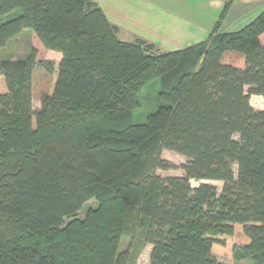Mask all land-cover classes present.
<instances>
[{
    "label": "trees",
    "instance_id": "1",
    "mask_svg": "<svg viewBox=\"0 0 264 264\" xmlns=\"http://www.w3.org/2000/svg\"><path fill=\"white\" fill-rule=\"evenodd\" d=\"M24 29L61 57L0 59V264H138L146 245L150 264H264V11L160 53L121 40L96 0H0V49ZM155 80L166 103L134 123ZM163 150L184 175L157 174Z\"/></svg>",
    "mask_w": 264,
    "mask_h": 264
},
{
    "label": "rangeland",
    "instance_id": "2",
    "mask_svg": "<svg viewBox=\"0 0 264 264\" xmlns=\"http://www.w3.org/2000/svg\"><path fill=\"white\" fill-rule=\"evenodd\" d=\"M96 1L99 5L103 6L110 13L111 18H113L112 16H116L120 20H125L124 24H122L121 26L125 29L123 34L127 36L126 37L128 38L126 39L127 41H134L136 38L144 39L143 37H140V36H135L134 38L132 37L130 30H128V28L126 27V25L129 26V24H131L137 30L145 34L146 37L154 38L156 42H153V41L151 42L157 46V52L161 53V52L175 51V50L186 48L189 45V44L187 45L186 43L187 39L179 40V41L177 40L176 43H174L172 40H166L167 42L162 41L165 39H163L164 37L160 35V30H156L154 32L148 31L147 26H146L147 23L143 24L140 21L137 23H133L131 22L130 19L128 20L124 18V16L121 15L124 12V10L121 9V11L117 12L116 7L113 6L114 2H116L117 0H96ZM195 2L196 0H186L185 4L191 7L195 4ZM131 6L136 9L139 8V4L137 3H133ZM257 8L259 9L262 8L261 12H263L264 4L262 3V5L258 6ZM224 19H221V21ZM226 25H227V22L224 23V26ZM230 29H227V30H230ZM204 38L206 39L207 37H204ZM195 42L196 41H192L191 44H194ZM33 48L37 51V55H36L37 60L55 59L57 55H61L60 52L50 50L44 47V45L40 42V40L37 38V36L31 29H24L18 36L13 38L6 45V47L0 49V59H5V58L12 57V56H16L19 58L27 57L30 54L31 49ZM49 83H50V77L47 74V72L44 71L41 67L37 66L35 68L34 75H33V87H34L33 105L35 109L41 108L42 97L47 91ZM159 93H160V83L158 80L151 82L150 84L146 85L141 90L140 95H139L141 106L134 111V114H133L134 123L145 122L147 120V116L149 113L155 111L160 104L166 103V101L160 96ZM250 103L252 107L256 110H264V99L262 96L252 95L250 98ZM162 158L172 163L173 168L168 169V170L158 169L156 170L157 174L161 176H169V175L182 176L184 175V170L182 167L188 162V159L186 157L174 151H171V150H163ZM234 170H235V173H237V165H234ZM199 182L200 181L192 180V185L195 186ZM206 182L216 185L218 189V194L221 192V189L223 186L222 181H206ZM95 205H96L95 200H90L80 210L78 216L80 218H83L88 207L95 206ZM131 243H132V238L130 236L124 237L122 240V244H121V250L130 249ZM151 248H152L151 245H146L144 247V249L140 252V254L137 257L138 264H150ZM215 256L219 261L223 263L252 264L249 259L242 258L240 256L221 255V254H215Z\"/></svg>",
    "mask_w": 264,
    "mask_h": 264
},
{
    "label": "crops",
    "instance_id": "3",
    "mask_svg": "<svg viewBox=\"0 0 264 264\" xmlns=\"http://www.w3.org/2000/svg\"><path fill=\"white\" fill-rule=\"evenodd\" d=\"M185 1L117 0L113 6L116 7L117 12L123 9L124 12L121 15L128 20L130 19L131 22L137 23L140 21L143 24L147 23L148 31L160 30V35L165 39L162 41L172 40L176 43L177 40L187 39V45L192 46L207 41L211 34L214 33L218 22L219 33L241 30L261 13L262 8L259 9L257 7L262 5V3L264 4V0H196L195 4L190 7L185 4ZM228 2H230V6L224 12ZM133 3L139 4V8H133L131 6ZM99 6L109 21L119 27L118 37L127 41V36L123 34L125 29L121 26L125 20H120L116 16L111 18L110 13L103 6ZM221 19L224 20L221 21ZM225 22H227L226 26H224ZM126 27L130 30L133 38L140 36L147 41L156 42L154 38L146 37L145 34L131 24L129 26L126 25ZM204 37L207 38L205 39ZM192 41L196 42L191 44ZM59 57L61 55H57L56 58Z\"/></svg>",
    "mask_w": 264,
    "mask_h": 264
}]
</instances>
